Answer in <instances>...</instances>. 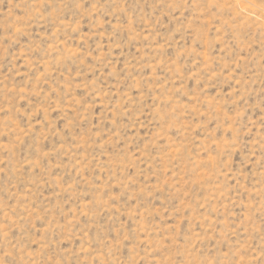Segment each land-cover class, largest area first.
I'll list each match as a JSON object with an SVG mask.
<instances>
[{
	"label": "rangeland",
	"instance_id": "rangeland-1",
	"mask_svg": "<svg viewBox=\"0 0 264 264\" xmlns=\"http://www.w3.org/2000/svg\"><path fill=\"white\" fill-rule=\"evenodd\" d=\"M0 264H264V0H0Z\"/></svg>",
	"mask_w": 264,
	"mask_h": 264
}]
</instances>
